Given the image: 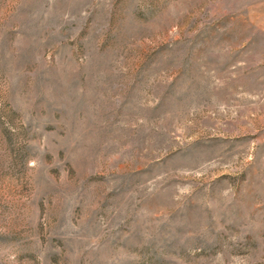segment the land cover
I'll return each mask as SVG.
<instances>
[{"label":"rangeland","instance_id":"rangeland-1","mask_svg":"<svg viewBox=\"0 0 264 264\" xmlns=\"http://www.w3.org/2000/svg\"><path fill=\"white\" fill-rule=\"evenodd\" d=\"M0 264H264V0H0Z\"/></svg>","mask_w":264,"mask_h":264}]
</instances>
